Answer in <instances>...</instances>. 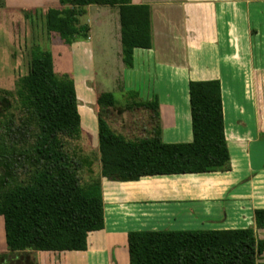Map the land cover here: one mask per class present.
<instances>
[{
	"label": "trees",
	"instance_id": "1",
	"mask_svg": "<svg viewBox=\"0 0 264 264\" xmlns=\"http://www.w3.org/2000/svg\"><path fill=\"white\" fill-rule=\"evenodd\" d=\"M44 15L49 35L65 45L90 37L81 22L88 6L115 7L119 13L122 60L134 66L137 48H153L152 11L132 0H59ZM0 0V8L5 7ZM136 98L137 92L129 93ZM193 141L164 143L160 103L137 101L130 109L153 111L150 135L129 139L106 120L118 105L113 93L97 98L100 176L95 160L69 140L82 136L81 114L74 81L60 75L53 54L39 45L31 49L30 69L14 91L0 89V216L10 253L24 251H85L92 232L105 227L102 179L138 181L146 176L197 174L231 170L226 141L222 87L219 80L189 84ZM12 134L23 145L13 144ZM18 166L24 178H16ZM10 180V182H7ZM257 229H264V209L255 211ZM129 264H258L264 238L253 228L225 230H142L128 234ZM5 256V255H4ZM6 257V256H5Z\"/></svg>",
	"mask_w": 264,
	"mask_h": 264
},
{
	"label": "crops",
	"instance_id": "2",
	"mask_svg": "<svg viewBox=\"0 0 264 264\" xmlns=\"http://www.w3.org/2000/svg\"><path fill=\"white\" fill-rule=\"evenodd\" d=\"M50 1L48 8L60 7L59 0ZM132 1L151 6L153 48L135 49L134 66H125L132 89L123 91L137 92V101L159 100L164 143H189V84L219 80L231 170L130 182L103 178L105 227L89 234L81 253L88 264H129L128 234L142 230L253 228L264 238L255 224V211L264 209V152L253 153L264 136V0ZM58 37L49 50L63 73L64 56L83 44L65 45ZM140 82L148 83L146 94L135 88ZM90 105L96 126L97 99ZM253 116L256 133L250 129ZM258 264H264V255Z\"/></svg>",
	"mask_w": 264,
	"mask_h": 264
},
{
	"label": "rangeland",
	"instance_id": "3",
	"mask_svg": "<svg viewBox=\"0 0 264 264\" xmlns=\"http://www.w3.org/2000/svg\"><path fill=\"white\" fill-rule=\"evenodd\" d=\"M5 2V7L0 8V89L14 91L18 79L29 72L31 49L39 45L44 49L52 50L50 46L58 44L56 40L58 35H49L44 25V15L51 6L50 0H5ZM81 22L90 25V38L77 40L83 46L75 47L72 53L69 49L67 59L64 56L67 65L65 69L61 66L63 67L61 70L65 72L58 70L60 66L56 64L57 59L53 54L56 72L60 71V75L67 74L75 83L78 108L82 116V136L76 141L65 138L68 142L67 147L71 150L79 148L84 154L90 155L95 160L93 176L99 177L98 119L95 126L96 118L91 114L90 102L96 101L101 92L113 93L118 105L107 109L105 118L115 131L125 134L129 139L149 135L153 124V111L128 107L135 98L123 91L131 87L128 85V75L122 60L117 9L109 6H94L81 18ZM146 86H148L147 82H140L135 88L137 90L141 88L142 93L146 94ZM143 99L148 98L143 95ZM249 120L250 129L256 133L254 116ZM18 137L21 136L12 134L13 144L24 145L28 140L26 136L22 139ZM261 139V142L253 145L254 154L264 152V136ZM15 157L19 159L16 164L20 167L18 163L23 161V157ZM3 173L4 169L0 167V174ZM15 174L18 180L25 177L22 167L15 169ZM3 255L9 258L10 264H88L87 258L81 251L10 253L6 245L4 220L0 216V256Z\"/></svg>",
	"mask_w": 264,
	"mask_h": 264
},
{
	"label": "flooded vegetation",
	"instance_id": "4",
	"mask_svg": "<svg viewBox=\"0 0 264 264\" xmlns=\"http://www.w3.org/2000/svg\"><path fill=\"white\" fill-rule=\"evenodd\" d=\"M0 258H1L0 264H10V261H9V258L8 257H5L3 255V256H0Z\"/></svg>",
	"mask_w": 264,
	"mask_h": 264
}]
</instances>
